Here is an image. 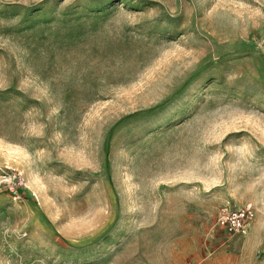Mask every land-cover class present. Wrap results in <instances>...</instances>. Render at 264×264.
Returning a JSON list of instances; mask_svg holds the SVG:
<instances>
[{
    "label": "rangeland",
    "instance_id": "1",
    "mask_svg": "<svg viewBox=\"0 0 264 264\" xmlns=\"http://www.w3.org/2000/svg\"><path fill=\"white\" fill-rule=\"evenodd\" d=\"M0 264H264V0H0Z\"/></svg>",
    "mask_w": 264,
    "mask_h": 264
},
{
    "label": "built area",
    "instance_id": "2",
    "mask_svg": "<svg viewBox=\"0 0 264 264\" xmlns=\"http://www.w3.org/2000/svg\"><path fill=\"white\" fill-rule=\"evenodd\" d=\"M219 212L218 225L231 237L245 234L255 216L251 203L239 208L224 205Z\"/></svg>",
    "mask_w": 264,
    "mask_h": 264
}]
</instances>
